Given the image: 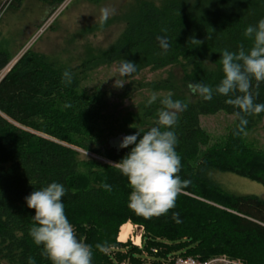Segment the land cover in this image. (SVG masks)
Segmentation results:
<instances>
[{"label":"trees","instance_id":"obj_1","mask_svg":"<svg viewBox=\"0 0 264 264\" xmlns=\"http://www.w3.org/2000/svg\"><path fill=\"white\" fill-rule=\"evenodd\" d=\"M25 1L12 0L11 7L19 9ZM38 1L56 8L66 0ZM129 9L117 39L105 49L90 51L78 64H60L28 49L0 77V264H28L29 257L35 264H52L41 255L43 245L37 246L29 234L35 210L25 199L52 182L67 190L62 198L65 214L77 239L92 246V264H143L148 258L169 264L179 256L222 254L264 264V199L232 193L218 179L220 173H232L264 185V149L245 139L246 132L262 123L264 112L247 115L245 132L233 135L238 109L225 103L228 97L214 92L205 101L187 94L189 83L213 89L220 84L223 50L237 52L243 46L247 52L253 46L244 31L264 19V0H162L159 5L142 0ZM157 36L168 37L167 52ZM190 37L204 43H188ZM10 60V51L0 46V74ZM124 60L136 64V71L125 76L129 79L145 70L178 67L183 71L181 86L169 72L144 85L149 93L136 109L120 111L106 88L90 87L89 81L98 68ZM66 70L72 74L69 86L62 82ZM129 89L124 87L126 95ZM252 91L259 92L255 102L264 103V82L257 87L253 80ZM169 92L173 100L188 105L171 130L181 157L178 175L190 183L173 209L145 218L129 208L131 188L113 164L134 147L120 148V135L140 131L142 136L157 126L160 100ZM153 93L157 100L148 105ZM218 112L235 116V123L221 142L210 145L200 117ZM105 183L111 191L103 188ZM128 221L144 227L141 247L118 240Z\"/></svg>","mask_w":264,"mask_h":264},{"label":"clouds","instance_id":"obj_2","mask_svg":"<svg viewBox=\"0 0 264 264\" xmlns=\"http://www.w3.org/2000/svg\"><path fill=\"white\" fill-rule=\"evenodd\" d=\"M114 13L115 9L102 7L100 26L103 27ZM244 36L253 38V46L247 52L243 46L237 52L223 50L220 61L224 75L215 89L200 82L187 85L192 94H198L205 101H211L214 92L228 97L225 103L238 109L236 116L239 124L233 135L245 132L249 123L247 115L264 112V103L255 102L259 92L254 94L252 91L253 80L257 82V87L264 82V19L255 26H247ZM157 41L161 49L167 52L170 47L168 37L157 36ZM188 43L200 46L204 41L190 37ZM135 71L136 64L127 60L118 67V74L122 77L130 76ZM62 82L65 86L71 85L72 74L69 71L62 74ZM156 100L157 94L153 93L147 104L152 105ZM160 104L162 107L158 111L157 126L151 127L142 136L140 131L125 136L119 147H134L120 162L113 164L127 178L131 188L129 208L145 218L160 216L173 209L178 195L190 183L182 181L178 175L181 157L175 150L177 136L171 130L177 123L178 114L187 110L188 105L173 100L170 92L160 100ZM103 188L111 191V185L107 183L103 184ZM66 194L63 184L52 182L25 198L27 206L35 210V223L29 234L37 246L43 245L41 255L52 264H92V246L77 239L74 226L65 214L62 198ZM173 218L177 219L178 213ZM96 248L106 250L100 244ZM28 264H35V260L29 257Z\"/></svg>","mask_w":264,"mask_h":264},{"label":"rangeland","instance_id":"obj_3","mask_svg":"<svg viewBox=\"0 0 264 264\" xmlns=\"http://www.w3.org/2000/svg\"><path fill=\"white\" fill-rule=\"evenodd\" d=\"M141 1L101 0L92 3L87 0H66L61 6L51 8L38 0H26L19 9H15L11 7L12 0H0V46L11 53V60L2 70L0 77L28 49L43 53L50 60L60 64H78L90 51L95 52L109 47L125 28L124 14ZM152 1L158 5L162 2V0ZM102 7L115 9L114 15L109 17L103 27L99 24ZM119 65L113 64L95 70L91 75L89 86L106 88L110 93V102L119 105L120 111L127 108L136 109L138 102L149 93L144 85L149 81L167 77L169 72L176 77V85L181 86L183 71L178 67L159 71L145 70L133 79H129L118 74ZM121 84H124L123 87H120ZM127 85L130 89L126 95L124 87ZM188 93L194 95L190 90L187 91ZM200 121L202 127L211 136V145L221 142L226 137L235 123V116L218 112L203 115ZM245 137L254 147L264 149V120L255 129L246 132ZM218 179L232 193L253 194L264 199V185L257 181L232 173H220ZM128 222L133 226V235L127 241L134 245L141 244L144 227L132 221ZM138 236L141 237V241L136 244L134 242ZM121 264L130 263L124 260ZM143 264L154 263L148 258Z\"/></svg>","mask_w":264,"mask_h":264},{"label":"built area","instance_id":"obj_4","mask_svg":"<svg viewBox=\"0 0 264 264\" xmlns=\"http://www.w3.org/2000/svg\"><path fill=\"white\" fill-rule=\"evenodd\" d=\"M138 246L141 247V244ZM169 262V264H246L243 260L239 258L230 257L225 254L214 255L206 259L193 256H179L170 260Z\"/></svg>","mask_w":264,"mask_h":264},{"label":"bare ground","instance_id":"obj_5","mask_svg":"<svg viewBox=\"0 0 264 264\" xmlns=\"http://www.w3.org/2000/svg\"><path fill=\"white\" fill-rule=\"evenodd\" d=\"M133 235V226L131 223L127 222L126 224H123L119 231L118 240L121 242H126L130 237ZM141 241V237L138 236L136 238L135 243L139 244ZM140 245V244H139Z\"/></svg>","mask_w":264,"mask_h":264},{"label":"water","instance_id":"obj_6","mask_svg":"<svg viewBox=\"0 0 264 264\" xmlns=\"http://www.w3.org/2000/svg\"><path fill=\"white\" fill-rule=\"evenodd\" d=\"M126 135L125 134H122L120 135V138L123 139Z\"/></svg>","mask_w":264,"mask_h":264},{"label":"crops","instance_id":"obj_7","mask_svg":"<svg viewBox=\"0 0 264 264\" xmlns=\"http://www.w3.org/2000/svg\"><path fill=\"white\" fill-rule=\"evenodd\" d=\"M126 224V223H125Z\"/></svg>","mask_w":264,"mask_h":264}]
</instances>
